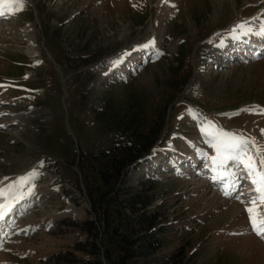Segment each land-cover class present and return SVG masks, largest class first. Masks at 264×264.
Masks as SVG:
<instances>
[{
	"label": "rangeland",
	"instance_id": "obj_1",
	"mask_svg": "<svg viewBox=\"0 0 264 264\" xmlns=\"http://www.w3.org/2000/svg\"><path fill=\"white\" fill-rule=\"evenodd\" d=\"M18 7L0 2V81L17 83L0 82V204L11 203L0 219V264H47L88 238L60 222L96 218L87 155L112 137L82 98L98 95L95 65L117 84L109 96L133 94L147 107L148 127L164 107L148 157L162 156L149 169L163 180L156 203L174 229L165 253L183 264H264V237L241 202L255 195L251 182L242 167L214 171L200 131L210 121L264 151V36L231 35L243 22L259 30L264 0H24L10 14ZM86 43L104 59L75 62Z\"/></svg>",
	"mask_w": 264,
	"mask_h": 264
},
{
	"label": "trees",
	"instance_id": "obj_2",
	"mask_svg": "<svg viewBox=\"0 0 264 264\" xmlns=\"http://www.w3.org/2000/svg\"><path fill=\"white\" fill-rule=\"evenodd\" d=\"M83 50L86 53L80 59L72 60H84L81 64L95 65L105 57L104 50L91 49L88 43ZM66 62L72 65L69 54L66 55ZM110 63L108 61L107 64ZM101 68L95 65L90 75L94 79L91 88L99 90L97 97L90 98L86 90L82 95L89 100L95 118L105 123L112 137L108 149L100 147L87 155L85 173L91 184L89 193L96 218L83 222L62 220L61 226L79 228L88 238L85 242H76L72 248L52 253L46 262L183 264L184 257L164 251L169 243V234L174 229L167 208L162 203H156L163 198V180L149 169L162 158L156 155L151 159L148 155L154 146L160 145L164 107L148 127L147 107L133 94L117 100L113 93L109 96V88L117 84L112 77L107 79L110 71L105 72ZM151 109L155 112L157 105ZM155 168L164 172L162 167Z\"/></svg>",
	"mask_w": 264,
	"mask_h": 264
},
{
	"label": "snow or ice",
	"instance_id": "obj_3",
	"mask_svg": "<svg viewBox=\"0 0 264 264\" xmlns=\"http://www.w3.org/2000/svg\"><path fill=\"white\" fill-rule=\"evenodd\" d=\"M16 3L19 7L10 8V14L14 11L23 10L24 0H16ZM250 33L264 36V24L256 32H253L252 27L247 22L237 24L231 30L233 39H239L241 36ZM242 111H254V109ZM200 131L205 137V142L215 151V155L210 158L214 171L221 176H230L233 174L229 171L231 167H242L243 171L246 172L255 195L251 200L241 202L249 205L246 211L252 231L257 236L264 237V151L256 146L253 138H245L242 135L223 131L210 121L201 125ZM251 148H255L256 151L252 152ZM0 196H4L2 189H0ZM4 198L7 199V197ZM10 209V204H0V219H3Z\"/></svg>",
	"mask_w": 264,
	"mask_h": 264
},
{
	"label": "bare ground",
	"instance_id": "obj_4",
	"mask_svg": "<svg viewBox=\"0 0 264 264\" xmlns=\"http://www.w3.org/2000/svg\"><path fill=\"white\" fill-rule=\"evenodd\" d=\"M7 193H8V191H7ZM11 195H13V192H11V194L10 195H8V196H11ZM82 212V211H81ZM81 212H79V211H76V213H77V215H81Z\"/></svg>",
	"mask_w": 264,
	"mask_h": 264
}]
</instances>
